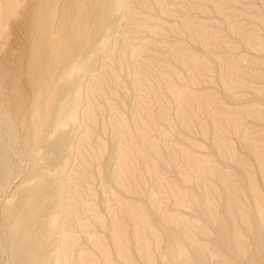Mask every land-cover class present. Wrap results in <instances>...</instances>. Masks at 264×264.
I'll use <instances>...</instances> for the list:
<instances>
[{"label": "rangeland", "instance_id": "rangeland-1", "mask_svg": "<svg viewBox=\"0 0 264 264\" xmlns=\"http://www.w3.org/2000/svg\"><path fill=\"white\" fill-rule=\"evenodd\" d=\"M52 1L72 39L88 3ZM111 1L59 89L31 77L40 0H0V264L27 261L13 224L37 264H264V0ZM51 84L64 114L35 139Z\"/></svg>", "mask_w": 264, "mask_h": 264}, {"label": "bare ground", "instance_id": "bare-ground-1", "mask_svg": "<svg viewBox=\"0 0 264 264\" xmlns=\"http://www.w3.org/2000/svg\"><path fill=\"white\" fill-rule=\"evenodd\" d=\"M43 1L44 0H40L37 7V10L39 11V14H37L41 15V17L38 16L39 19H37V24L35 22H32L33 24L35 23L34 27L35 25L36 27L34 29V32L30 33V36H32V38L30 36L28 37V46L30 48V51L32 52L30 64H38V66H40V69L41 67L43 68L41 69V71H39L38 75L31 73V77L34 81H36V79L38 80L41 74H44L46 76L53 75L54 79L58 78V82L56 83V85L60 89V76L62 77L64 75H74L77 72L76 65L73 64L69 66V64L75 61L78 57L77 54L74 53L75 51L72 50L74 43L78 39H83L85 45H90V43L93 41V38L96 36V27L101 23L102 18L100 17V14H105L107 12V9L112 8L114 4L111 0H102V5L98 4L100 1L81 0L80 5L83 3H88L89 6L84 11L80 12L79 20L72 29V39H70L68 36L64 35H62V37L60 38V32L56 33L54 31H51L50 23L48 20L50 14L55 9V1L49 3L47 2L46 4H44ZM116 4L118 7L123 6L124 0H117ZM78 7L80 10L81 7L79 5ZM40 19H43L42 22ZM3 33L4 32H1V34ZM41 48L42 51H40ZM49 60L56 61V64L49 65L47 68H45ZM37 84L38 83H33L32 85H34L35 88ZM41 84H45L44 86L46 87V80H42ZM54 86L55 85L51 84L47 93H44L43 95V99L46 105L45 112L40 115L38 120L32 123L35 127L37 123H41V125L37 126L35 128V131L33 132L35 139H39L41 138V136L45 135V127L51 126L52 121H56L58 124H60V117L64 114L65 104L60 102L59 92L54 95V93L57 91ZM76 114L77 113H74L71 117H75ZM33 125H30V127L32 128ZM25 130L28 139L31 140L32 135L30 133V130H28L27 128ZM255 152L264 172V149L256 148ZM3 154L4 153L2 152V148L0 146V176L5 178L8 175V170L7 161ZM53 187L54 184L51 180L44 179L43 187L40 189H36L33 192L32 196L40 203L46 198L47 194L49 193L48 191H50ZM43 205L46 206V203L43 202L41 205H38V209H43ZM260 215L261 217H264L262 211H260ZM29 222H31V219H29ZM22 231L23 230L20 225L13 224L10 228V235L15 239L16 243H18V248H24V252L27 256L25 258V260L27 261L24 260L25 264H37L38 260L34 254V249L37 245L36 239H38L39 234L36 233L37 231L31 230L27 233L25 232L24 235ZM27 234H29L30 236L28 237ZM17 247L15 248V250H17ZM15 250H12L14 254L17 252H15ZM13 256L16 257V254ZM56 257L60 260V253H57Z\"/></svg>", "mask_w": 264, "mask_h": 264}]
</instances>
